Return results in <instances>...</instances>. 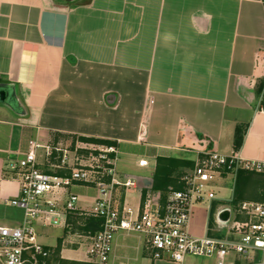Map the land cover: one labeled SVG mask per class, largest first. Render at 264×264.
Returning a JSON list of instances; mask_svg holds the SVG:
<instances>
[{
    "label": "crops",
    "instance_id": "obj_1",
    "mask_svg": "<svg viewBox=\"0 0 264 264\" xmlns=\"http://www.w3.org/2000/svg\"><path fill=\"white\" fill-rule=\"evenodd\" d=\"M0 90V173L31 141L110 142L118 180L134 183L115 189V203L135 218L147 196L155 209L182 188L204 144L264 163V0H0ZM68 192L76 212L62 226L34 224L37 241L53 253L47 264H91L86 235L98 220L80 210L95 192ZM214 192L215 214L195 204L188 232L236 241L215 223L220 202L263 203L264 175L224 177ZM17 196L16 181H0V205ZM113 257L145 262L134 235L116 236Z\"/></svg>",
    "mask_w": 264,
    "mask_h": 264
},
{
    "label": "built area",
    "instance_id": "obj_2",
    "mask_svg": "<svg viewBox=\"0 0 264 264\" xmlns=\"http://www.w3.org/2000/svg\"><path fill=\"white\" fill-rule=\"evenodd\" d=\"M38 150H42L40 155ZM117 156L114 146L78 140L72 147L60 142L47 146L29 142L27 153L10 161L0 173V181L18 184V196L4 199V204L24 213L21 225L0 226V264H47L53 253L38 243L34 224L62 226L65 215L76 212L78 197L68 192L75 185L95 192L92 206L80 210L85 217L101 222L98 231L86 235L91 264H184L188 257L211 259L213 264H264V202H239L230 210L232 199L219 201L223 208L219 207L215 223L238 236L236 241L199 238L188 232L195 204H205L211 217L215 214L211 207L217 201L214 188L219 180L229 176L235 181L240 172L264 175V163L244 161L236 152L220 155L204 144L193 168L180 179L182 188H168L164 203L155 209L147 196L143 210L133 218L130 208H119L115 203L117 187L134 186L129 180H118ZM136 165L148 167L146 160ZM120 234L136 236L145 262H115L114 242Z\"/></svg>",
    "mask_w": 264,
    "mask_h": 264
},
{
    "label": "rangeland",
    "instance_id": "obj_3",
    "mask_svg": "<svg viewBox=\"0 0 264 264\" xmlns=\"http://www.w3.org/2000/svg\"><path fill=\"white\" fill-rule=\"evenodd\" d=\"M216 194V192H215ZM226 196L228 192H225ZM199 208H204V204L198 205ZM206 212V211H205ZM24 213L23 210L12 207L10 205L1 204L0 205V226H14L17 227L23 222ZM194 220H197L195 217ZM54 240H48L44 243H53ZM55 242V241H54ZM184 264H213V260L197 257H188Z\"/></svg>",
    "mask_w": 264,
    "mask_h": 264
},
{
    "label": "trees",
    "instance_id": "obj_4",
    "mask_svg": "<svg viewBox=\"0 0 264 264\" xmlns=\"http://www.w3.org/2000/svg\"><path fill=\"white\" fill-rule=\"evenodd\" d=\"M236 134V139H235V149L237 150L240 145H241V138L239 137V131L236 130L235 132ZM81 141L85 142V143H88V144H91V143H98V144H101V145H106V146H113L114 144L113 143H110V142H105V141H96V140H92V139H81ZM100 225H101V222L98 221L96 222L95 226L91 229H93L94 231H98L100 229Z\"/></svg>",
    "mask_w": 264,
    "mask_h": 264
},
{
    "label": "water",
    "instance_id": "obj_5",
    "mask_svg": "<svg viewBox=\"0 0 264 264\" xmlns=\"http://www.w3.org/2000/svg\"><path fill=\"white\" fill-rule=\"evenodd\" d=\"M6 94L4 91L0 90V103H3L5 101Z\"/></svg>",
    "mask_w": 264,
    "mask_h": 264
}]
</instances>
